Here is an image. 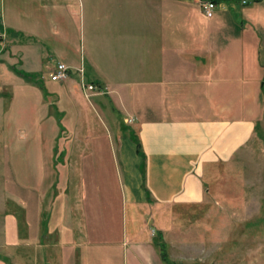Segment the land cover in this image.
Listing matches in <instances>:
<instances>
[{
    "label": "crops",
    "instance_id": "1",
    "mask_svg": "<svg viewBox=\"0 0 264 264\" xmlns=\"http://www.w3.org/2000/svg\"><path fill=\"white\" fill-rule=\"evenodd\" d=\"M70 1L11 0V7L22 4L26 38L32 33L26 24L38 17L31 7L62 17L64 9L58 7L64 3L67 16H73ZM76 1L80 21L89 20L82 33L85 48L79 41L76 55L64 52L57 63L71 67V76L47 80L45 88L57 95L60 119L69 120L61 104L66 97L77 104L82 70L86 81L101 89L92 96L114 95L109 101L117 104L119 115L107 111L110 124L102 121L99 133L103 142L91 137L86 145L72 143L71 152L67 148L69 170L57 191L50 185L46 191L43 185L39 190L34 184H13L11 200L23 205L25 224L22 231L13 211L5 213L2 240L11 254L0 264H111L118 253L122 264H166L155 241L166 243L172 262H206L209 226L224 214L208 200L234 199L238 205L230 211L238 215L240 200L253 197L257 186L256 177L242 172L254 165L247 156L262 134L264 75L258 65H247L238 16L224 14L234 0H216L212 18L194 0ZM250 3L245 11L253 27L248 30L258 42L264 33V0ZM93 23H104L103 30ZM6 24L0 39V102H5L4 89L15 92L25 85L13 82L11 71L31 82L30 74L44 72L51 58L25 39L24 73L18 70L16 53L8 52L5 42H15L19 28L14 25L10 35ZM230 39L231 48L226 46ZM8 77L11 82H3ZM99 100L106 105V98ZM64 124L71 133H81L73 122ZM123 125L133 139L123 134ZM235 168L236 177L230 171ZM259 182L262 188L264 177ZM177 208L190 214L200 210L204 216L190 217L179 244L173 233ZM165 216L171 218L168 227L163 226ZM199 222L206 225L193 234V223ZM22 246L33 255L17 257Z\"/></svg>",
    "mask_w": 264,
    "mask_h": 264
},
{
    "label": "rangeland",
    "instance_id": "2",
    "mask_svg": "<svg viewBox=\"0 0 264 264\" xmlns=\"http://www.w3.org/2000/svg\"><path fill=\"white\" fill-rule=\"evenodd\" d=\"M260 1L262 0H256L255 2ZM71 2H73V6L70 5L73 16H67L66 7L63 2H61L63 6L58 7V9H64L65 14L62 17L53 16L48 11H44L41 14L39 10L31 7V14L38 17L37 20L32 17V21L26 24L32 30V33L25 38L22 4H20V7H11V0H0V18L4 20L5 24L7 23L6 27L10 29V35L11 28L14 25L19 28L16 31L17 38L15 42H5L6 45L8 44L7 51L16 53L14 55L18 58L16 68L21 71L25 69L22 63V51L25 39L33 49H36L40 53L43 52L44 55H48V52L51 55L49 67H46L44 72L30 74L31 82H26L24 77L11 71L14 78L13 82L20 81L21 84L25 82V85L24 87L22 85L16 86L15 92L11 87L4 89L3 100L5 102H0V259L6 262L9 259L7 255L11 254V251L5 248L2 240L4 237L3 224L5 213L13 211L22 231L25 224L23 205L17 200H11L13 184H21L22 186L34 184L39 190L41 188L43 190L44 186L46 191L50 185L54 186V190L57 191L61 183V177L64 180L69 170L66 165L69 160L67 155L72 151L71 144L86 145L91 137L97 138V142H103L104 135L99 133L102 132L100 130L104 127L102 121L109 123L107 111H114V113L119 115L117 104L109 101L110 97L113 98L114 95L108 96L109 99L103 95L99 97L92 96L89 99L90 103H88L82 92V94L79 93L80 96L76 95V105L68 102L67 97L63 99L64 102L61 104V107L65 105L67 117L70 116L71 118L69 120H66V118L62 120L60 119L62 114L57 111L59 107L56 101L57 95L50 94L45 88V81L51 79V68L55 67L60 56L64 52L73 56L76 55L79 41H81V45L85 48L82 33L84 26L86 28L87 24H89V20L86 17V20L82 19L81 22L79 15L76 13L77 1L72 0ZM249 5L251 3L244 5L241 0H234L233 4L226 7L224 14L229 17L238 16L237 22H239L238 27L241 32L239 33L240 41L245 43L246 51H249V54L246 56L247 65L254 69L258 65L263 69L264 75V43L261 44L264 33L262 32L263 34L260 38L257 35H260L261 31L257 32L256 36L260 38L258 42L254 38L251 39V32L249 30L253 25H251L252 23H250L248 18V12L245 11ZM45 8L47 10L50 9V7ZM96 9L98 10V8ZM93 24L103 30L104 23ZM243 27H245L244 31L242 30ZM196 30L193 29L195 32ZM101 33L103 34V31ZM5 36L0 37V39H3ZM230 42L231 39L229 43H226V46L230 47L232 44ZM11 79L12 77H8L3 82H11ZM99 98H106V105H103ZM44 99H47V105L43 103ZM262 100H264V94L262 95ZM56 116H58L61 125ZM117 117L119 118V116ZM119 119L121 122V118ZM64 121H67L71 126L72 122L76 124L81 129V133L76 135L71 133L72 130L67 129L68 126L64 128ZM86 126L90 128L86 130ZM126 128L121 129L123 134L132 138L130 129ZM261 131L262 134H258L255 138L254 149L250 150L247 156L249 159H255V163L253 166L243 168L242 172L243 174L256 177L257 186H255L256 191H253V197L240 200L238 215L232 214L230 211L238 205V201L233 202L232 200L234 199L227 198H210L208 200L214 210H219L221 213L224 212V214L217 216V220L214 219L209 226L213 230L209 231L207 236V251L209 253L207 261L189 264H264V183H261L262 188H259V180L264 177V120ZM116 133L117 129H113V137L115 138L117 136ZM134 140L136 141V139ZM67 148L70 150L69 153L67 152ZM230 171H233L234 177H236L237 168ZM222 173L223 171L218 172V174ZM42 179L44 180L43 184L41 182ZM208 179L210 180L211 178L209 177ZM209 186L214 187V185ZM184 209L188 210L187 208L176 209V229L173 233L176 235L178 244L179 242L182 243V240L177 237L183 238L185 233L183 229L189 224L190 217L192 220L198 217L203 219L204 217L200 214V210H194L193 214H190V212ZM149 214L151 213L148 212ZM163 219L165 220L163 226L168 227L171 223V218L167 220L168 218L165 216ZM43 221L44 218L42 216ZM154 222L152 220L151 224L153 225ZM201 224H204V222L193 223V226H196V229L192 231L193 234L200 232ZM213 241L216 243L215 247L211 244ZM199 249L202 251L203 247H199ZM176 251L177 253H182V246L181 248L177 246ZM23 255L27 257L33 254H30L29 248L22 246L17 251V257H22ZM117 256H115L116 260L111 264H122L119 261V253ZM193 256H197V254H193ZM184 262L180 264H185Z\"/></svg>",
    "mask_w": 264,
    "mask_h": 264
},
{
    "label": "built area",
    "instance_id": "3",
    "mask_svg": "<svg viewBox=\"0 0 264 264\" xmlns=\"http://www.w3.org/2000/svg\"><path fill=\"white\" fill-rule=\"evenodd\" d=\"M242 4L246 5L250 2L256 1V0H241ZM195 3H197L200 8L202 9L203 13L208 17L212 18L215 16L216 8H217V2L215 0H194ZM6 34L5 30V24L3 19L0 18V37H3ZM81 74V88L83 90L84 95L87 98H90L92 94H95L99 88L97 84L94 82H88L83 77V71L79 70ZM71 76V67L68 65L58 62L53 69L51 73V79L53 81H61L66 80Z\"/></svg>",
    "mask_w": 264,
    "mask_h": 264
},
{
    "label": "trees",
    "instance_id": "4",
    "mask_svg": "<svg viewBox=\"0 0 264 264\" xmlns=\"http://www.w3.org/2000/svg\"><path fill=\"white\" fill-rule=\"evenodd\" d=\"M137 144L140 146V143L138 141ZM155 245L159 247V250L161 252V257L166 264H178L169 260L166 243L155 241Z\"/></svg>",
    "mask_w": 264,
    "mask_h": 264
}]
</instances>
